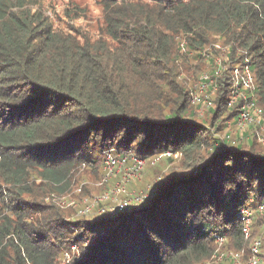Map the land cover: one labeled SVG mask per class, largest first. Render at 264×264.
Here are the masks:
<instances>
[{
	"label": "trees",
	"instance_id": "obj_1",
	"mask_svg": "<svg viewBox=\"0 0 264 264\" xmlns=\"http://www.w3.org/2000/svg\"><path fill=\"white\" fill-rule=\"evenodd\" d=\"M103 3L93 35L34 0H0V264H199L217 235L248 254L239 210L264 199V145L251 135L215 146L240 109L228 105V70L204 116L190 93L206 69L201 51L220 44L228 62L250 59L264 108V0ZM167 150L177 167L116 216L70 219L57 200L75 169L99 180L109 151L148 168ZM255 221L253 237L262 214Z\"/></svg>",
	"mask_w": 264,
	"mask_h": 264
},
{
	"label": "built area",
	"instance_id": "obj_2",
	"mask_svg": "<svg viewBox=\"0 0 264 264\" xmlns=\"http://www.w3.org/2000/svg\"><path fill=\"white\" fill-rule=\"evenodd\" d=\"M215 46L218 49H222L223 54L216 57L217 54H214V50H211L210 47L201 51L206 59V69L201 72L196 80L190 93V101L198 107L199 115L203 116L214 105L215 95L220 88L219 78L228 70L231 82L228 105L240 104V109L234 126L231 122H228L226 131L215 133L218 139L215 142V146L223 145L225 148L233 150L238 144H242L244 140L250 138L251 135L256 136L258 141L264 145V108L257 100L256 81L250 65V59L246 57L242 62L232 64L228 62V57L225 53L226 47H222L220 44ZM181 47L185 51L189 49L185 39L181 41ZM210 50L211 52H209ZM164 154L176 157L179 155L169 150L165 151ZM128 161L133 163V165L124 168L126 170V179L138 177L145 169L146 159L132 153L123 154V152L114 151L107 152L105 156V172L103 176L106 174L107 178L112 177L115 174V168L126 165ZM145 198L146 195L143 196L141 193H132L130 197L113 199L108 193L104 195L102 201L117 200V202H114L122 210L128 205L142 202ZM74 201H70V204H75ZM91 205V201L86 203L84 208L78 210V214H89L92 210ZM100 205L97 204L98 207ZM105 210L104 206L100 207V211L104 212ZM256 212L262 214L264 218V199L259 201L256 207L243 205L239 210V222L241 223L243 236L245 239L251 240L248 254L245 248L241 250L226 248V236L217 235L214 252L209 259L200 264H264V222L262 233L253 237Z\"/></svg>",
	"mask_w": 264,
	"mask_h": 264
},
{
	"label": "rangeland",
	"instance_id": "obj_3",
	"mask_svg": "<svg viewBox=\"0 0 264 264\" xmlns=\"http://www.w3.org/2000/svg\"><path fill=\"white\" fill-rule=\"evenodd\" d=\"M36 1L35 6H41L43 10L50 14L51 17L59 25H74L80 27L83 30L89 32L90 34L97 35L100 27L104 25L105 13L103 0H34ZM222 52L216 55L220 56ZM198 110V107H197ZM199 114V112H198ZM206 114V112H205ZM204 114V115H205ZM203 115V116H204ZM112 150V149H111ZM124 154V153H123ZM106 156V155H105ZM103 157V162L105 159ZM173 156V155H172ZM176 157V156H174ZM181 157V156H180ZM171 156H166L164 152L155 158L148 168L146 167L150 160H146V166L144 171L134 178L126 179V170L124 168L130 167L133 163H128L122 167L115 168V174L107 178L102 175L100 177L99 172H92V174L86 170V175H79L78 169L72 171L73 177H70L72 181V186L68 189V194L57 197L62 208L66 210V214L70 219H93L100 216L103 211H100V207L104 206L107 212H110L111 216H116L120 209L116 206L117 200H105L102 201L104 195L110 193L114 198L119 197H130L132 193H141L143 196L147 195V189H149L150 183L157 179L160 174H165L172 171L177 165V161H170ZM179 158V157H178ZM162 162L160 165L159 163ZM105 163V162H104ZM104 163L102 164L104 167ZM83 170L84 166L82 167ZM82 181H81V179ZM106 179V181H104ZM159 179V178H158ZM157 179V181H158ZM79 180V181H78ZM91 181L95 183L87 184L83 187V191L80 192L79 188L84 181ZM127 181V182H124ZM149 185V186H148ZM108 192V193H106ZM75 201H74V200ZM70 201H74L75 204H70ZM92 203V210L89 214H78V210L84 208L85 204ZM95 201V202H94ZM141 204V202H139ZM97 204H101L100 207ZM132 204V205H136ZM253 207V206H252ZM37 215V214H34ZM226 247V244H225ZM227 248V247H226ZM72 251H76L75 247H72ZM203 262V261H202ZM201 263V262H200ZM199 263V264H200Z\"/></svg>",
	"mask_w": 264,
	"mask_h": 264
}]
</instances>
